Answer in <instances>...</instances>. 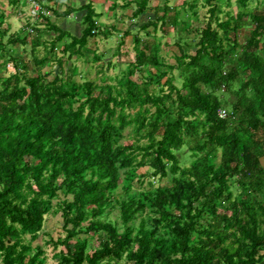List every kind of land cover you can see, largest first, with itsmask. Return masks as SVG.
<instances>
[{"label": "trees", "instance_id": "obj_1", "mask_svg": "<svg viewBox=\"0 0 264 264\" xmlns=\"http://www.w3.org/2000/svg\"><path fill=\"white\" fill-rule=\"evenodd\" d=\"M44 1L57 17L84 12V27L77 36L46 11L50 41L35 25L11 33L0 3V264H48L46 245L62 248L58 264H264V0H206L203 25L195 1L156 6L139 28L154 39L174 28L175 63L129 29L134 59L109 62L122 70L104 84L76 66L104 59L91 47L111 34L101 13ZM150 1L133 0V17ZM143 168L167 183L136 189ZM51 212L65 235L37 243Z\"/></svg>", "mask_w": 264, "mask_h": 264}, {"label": "rangeland", "instance_id": "obj_2", "mask_svg": "<svg viewBox=\"0 0 264 264\" xmlns=\"http://www.w3.org/2000/svg\"><path fill=\"white\" fill-rule=\"evenodd\" d=\"M133 0H45V4L51 7V9H57L59 12L63 13L69 9V7L78 8L83 4H87L88 2H92L97 13H101L99 18V23L101 25V29L103 31H111L109 36L104 34H99L91 44L95 53L104 55V59L95 63H92V56L94 52H91L89 55L90 62L92 63L91 70L88 74L87 65L84 63V58H80L76 60V66L83 77H89L92 80H95L99 84H104V74L107 75L106 81L113 82L112 78L119 75L120 70L115 69L113 66H109V62L113 65L117 63H121V67L124 68L125 64L130 60L134 59L135 49H134V35L133 33L139 32L142 37L147 41H158L161 47V55L168 63H175V55L179 53V48L176 46L175 42L177 41V36L175 34L174 28L169 30L168 32H164L160 25H158L157 32L154 36L147 37L145 32L140 31V25L148 20V17H154V9L156 6H163L165 3H169L172 6H178L181 8L185 0H151L150 8L146 14L141 15L138 18L133 17V12L136 9V5ZM190 2H196V9L199 12V24H204L208 21L209 18V6L206 0H188ZM236 0H233L235 2ZM130 3V6L126 7V3ZM0 3L6 7L7 12L9 14L8 23L11 25V33H16L21 29H27L28 31L33 28V26H38L40 29H44L42 31L45 35L44 39L50 41L52 37V33L46 31V23L43 16H35L33 10L34 8L27 4H21L20 7L15 8L13 5H8V0H0ZM114 3H116L114 7ZM254 5L256 3H253ZM233 10L236 11V8L233 7ZM47 11V15L50 17L51 21L58 24L59 27L63 29L69 30L71 33L81 36L83 25H82V16L84 12L75 13L69 17H57L51 10L45 9ZM197 22V23H198ZM115 27V28H114ZM132 29L134 32L130 33L129 36H124L125 31ZM151 31L153 27L149 28ZM31 32V31H30ZM36 34V31L33 33ZM242 39H245L246 32L241 34ZM124 39V44L120 46V54H117L118 47L120 45L121 40ZM31 47L22 48L17 46L14 48V54H19L25 56L27 61L32 63V53L30 51ZM26 49V51H25ZM46 53L45 48L42 46L39 49V55L43 56ZM58 55L59 51H57ZM67 60V59H66ZM0 63H4V60H0ZM33 65V63H32ZM68 64L65 66V70H68ZM7 69L9 72H14L13 63L9 62ZM46 71L53 72L52 77L59 72V67L57 63H48L45 67ZM30 73H33L30 71ZM165 79L163 80V82ZM126 139L131 140L134 138V134L132 132V128H128L125 132ZM140 173L146 175L144 178L143 185H136V189L145 190L151 187L150 182H153V185L159 186L161 184H166L167 179H159L153 178L148 173V168H143L140 170ZM111 218L113 220L117 219V213H113ZM60 235H65L62 228V218L60 214L51 212L47 218L44 227V231L41 234V238L37 241V243H44L49 240L51 237L57 238ZM93 245H97L98 242L96 237L91 238L90 241ZM62 248L54 249L52 245H46L45 251L47 256L48 264H58V259L56 255L60 252Z\"/></svg>", "mask_w": 264, "mask_h": 264}, {"label": "built area", "instance_id": "obj_3", "mask_svg": "<svg viewBox=\"0 0 264 264\" xmlns=\"http://www.w3.org/2000/svg\"><path fill=\"white\" fill-rule=\"evenodd\" d=\"M26 1L29 5H31L34 8L33 12H34L35 16H38L40 13L45 12V10L42 7L40 0H26ZM219 114L221 117H226L227 111L224 109H221L219 111Z\"/></svg>", "mask_w": 264, "mask_h": 264}]
</instances>
